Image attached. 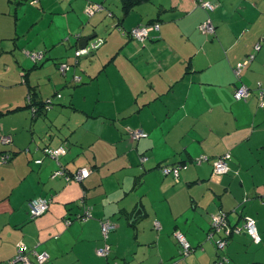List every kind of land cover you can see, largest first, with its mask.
<instances>
[{"label": "crops", "instance_id": "1", "mask_svg": "<svg viewBox=\"0 0 264 264\" xmlns=\"http://www.w3.org/2000/svg\"><path fill=\"white\" fill-rule=\"evenodd\" d=\"M93 2L104 8L88 17ZM207 19L213 33L199 29ZM155 21L159 30L144 42L120 31ZM76 33L106 42L63 75L57 62H73ZM38 51L46 55L36 66L29 55ZM242 84L247 100L234 95ZM29 86L40 99L66 88L46 116L34 117L13 109L27 102ZM261 92L264 0H146L127 14L121 0H0V136H12L0 140V154L12 155L0 164V264L15 258L20 242L33 260L47 252L38 264H213L218 250L208 233L220 210L232 226L255 218L261 236L256 243L235 233L222 252L228 264H264ZM131 129L149 135L133 141ZM61 145L59 159L43 152ZM228 152L231 170L211 179L210 160ZM199 155L209 160L195 165ZM176 163H187L178 180L162 170ZM81 167L92 169L82 181L58 173ZM38 196L50 206L31 219L28 201ZM88 206L93 217L76 219ZM105 219L116 225L107 258L96 254ZM176 232L193 247L185 257Z\"/></svg>", "mask_w": 264, "mask_h": 264}, {"label": "built area", "instance_id": "2", "mask_svg": "<svg viewBox=\"0 0 264 264\" xmlns=\"http://www.w3.org/2000/svg\"><path fill=\"white\" fill-rule=\"evenodd\" d=\"M34 1L37 2L39 0H34ZM201 5L207 9L213 8V5L210 2L202 1ZM103 8L104 7L101 3H97V2L90 3L86 9V13L88 16L91 17L96 12L102 10ZM159 28H160L159 23L148 24V25L144 24V25H139L137 27H134L129 34H131L137 40L145 41L151 35L152 31L158 30ZM199 29L203 32L212 33L215 30V26L212 23L211 19H207L199 25ZM101 41L102 39L98 38L90 42L89 44L87 43L85 47L80 48L77 54L81 55V54L89 53L90 50L98 47ZM259 48H260V45H257L256 49L258 50ZM30 55L33 57L34 60L42 58V54L40 53L34 52L32 54L30 53ZM253 58H254V54H250L244 62L239 63L236 72L239 74L242 68L248 65ZM66 68H67V65L63 64L62 69L65 70ZM250 92H251L250 89L247 86L243 85L236 91L235 96L237 99H240V100L247 99L250 95ZM260 96L262 100L261 105L263 106L264 105V93L261 92ZM132 134H133V137H136V138L141 137V136H146V133L143 130L133 131ZM1 141L5 144L10 143L12 142V137L10 135L3 136L1 137ZM46 151H47V155L58 159V157L61 154L65 153L67 149L61 146L57 149H54V150L47 149ZM7 158H8L7 155H3L2 162L3 163L7 162ZM228 159H229V153L214 160V172H213L214 179H217L223 173H226L230 169L228 162H227ZM208 160H209V157L206 155H201L200 157L196 158V161L199 163L202 161H208ZM36 162L40 163L42 162V160L38 159L36 160ZM182 167L184 166L177 165L173 168L164 167V172L166 174L172 173L176 178H179L180 169ZM58 173L62 175H66L68 179L71 178V176L67 175L66 172L62 169H60ZM89 173H90L89 168L84 167V168H81L77 173H75L73 177L77 180H81L85 178L86 176H88ZM49 206H50V199L47 197L38 196V197L30 199L28 202L30 218L35 219V218L42 216L43 214L47 212V210L49 209ZM92 216L93 214L91 211V207L88 206L86 207L84 214L81 217L83 219H87ZM71 221L72 220L69 218L66 219L65 220L66 225H69ZM155 225L158 229L161 227L158 221L155 222ZM115 227H116L115 224L110 219H106L102 221L101 230H102V234L105 240L108 239L110 231L114 229ZM243 229L246 230V232H248L250 235H252L256 242H260L261 237L256 227V220L253 217L247 216L245 218L244 224L241 227L232 226L228 220V213L226 211L220 210L217 214L212 216L209 235L210 236H213L215 234L219 235V237L215 240V242H216L218 249L223 250L225 246L227 245V243L229 242L230 237L233 236L234 233L242 232ZM175 236L178 242L182 245V253H184V255H188V253H190V251L192 250V247L190 243L188 242L187 238L185 237V235L182 232H176ZM111 249H112L111 244L106 242L104 246L96 249V253L100 256H108L110 254ZM28 252H29V249L27 245L23 242H20L18 244V255L9 263L11 264L13 262L20 261L22 262V264H36L31 259ZM35 254H36V259L38 262H43L48 257L47 252L35 251ZM229 261H230V258L227 255H219L213 264H225V263H228Z\"/></svg>", "mask_w": 264, "mask_h": 264}, {"label": "trees", "instance_id": "3", "mask_svg": "<svg viewBox=\"0 0 264 264\" xmlns=\"http://www.w3.org/2000/svg\"><path fill=\"white\" fill-rule=\"evenodd\" d=\"M142 1H146V0H121V2H122V5H123V10H124V12H125V14H127L130 10H131V8L136 4V3H139V2H142ZM32 2H35L34 0H32ZM38 3L39 2H41V0H39V1H37ZM93 3H96V2H93ZM87 14V13H86ZM88 16V15H87ZM108 16H113V15H109V13H108ZM88 17H90V16H88ZM155 23H158V22H149V23H146V25H148V24H155ZM160 24V23H159ZM141 25H144V24H141ZM139 26V25H138ZM137 27V26H136ZM134 28V27H133ZM133 28H130L129 30H124V29H121L120 31L124 34V35H128V36H130V37H132V38H134V39H136L135 37H133L131 34H129L130 32H131V30L133 29ZM159 30V29H158ZM158 30H156V31H158ZM215 31V30H214ZM213 33V32H212ZM75 39H76V41H75V43H74V52H73V62H69V60H61V61H59V62H57L58 63V69L60 70V72L63 74V75H66V72L68 71V69L71 67V66H74V65H78V63L80 62V59L81 58H83V57H89L91 54H93V53H95L96 51H98L100 48H101V46L102 45H104V43L106 42V39L103 37V36H101V35H99V34H97V36L96 37H94L93 39H91L89 42H88V44L90 43V42H92V41H94V40H96V39H98V38H101L102 39V41L100 42V44L98 45V47H96V48H94V49H92V50H90L89 51V53H87V54H81V55H78L77 54V52L80 50V48L81 47H79V40L83 37L80 33H76L75 34ZM149 38H151V35L148 37V39ZM148 39H146V40H148ZM137 40V39H136ZM145 40V41H146ZM138 41H140V40H138ZM141 42H144V41H141ZM35 53H40V54H42V58L41 59H36V60H34L33 59V57L31 56V55H29V57L33 60V62H35V65L37 66L38 64H40L44 59H45V52H43V51H38V52H35ZM32 54V53H31ZM249 56V55H248ZM247 56V57H248ZM247 57H246V59H247ZM254 58H255V55H254ZM253 58V59H254ZM245 59V60H246ZM252 59V60H253ZM244 60V61H245ZM251 60V61H252ZM243 61V62H244ZM63 64H66L67 65V68L64 70V69H62V65ZM247 66V65H246ZM237 67H238V65L236 66V68H235V72H236V70H237ZM244 68V67H243ZM242 68V69H243ZM236 74L239 76L240 75V73L238 74L237 72H236ZM73 80H74V83H76V84H78L79 82H82V78H81V76H79V75H75L74 76V78H73ZM244 84H242V85H240L239 87H237L236 88V90H235V92H234V95H235V93H236V91L240 88V87H242ZM246 86V85H245ZM66 88V86H64L62 89H59L58 91H56L53 95H51V96H49V97H46L45 99H40L39 97H38V92H37V89H36V87L35 86H29V89H28V95H27V102L24 104V105H20V106H17V107H15V108H13L14 110H17V109H22V108H29L30 109V111L32 112V115L34 116V117H39V116H46L47 115V112L49 111V110H51L52 108H53V106L56 104V100L58 99V98H61L62 96H63V90ZM249 88V87H248ZM250 89V88H249ZM251 91V90H250ZM250 95H251V92H250ZM249 95V96H250ZM235 98H236V96H235ZM249 98V97H248ZM247 98V99H248ZM237 99V98H236ZM247 99H242V100H247ZM237 100H240V99H237ZM11 110V111H14V110ZM2 112H0V114H1ZM139 130V129H138ZM133 131H136V129H131V130H129L128 131V135H129V138L131 139V140H133V141H138L139 139H141V138H146V137H148V132H146L145 130H143L145 133H146V136H141V137H138V138H136V137H133V134H132V132ZM3 136H8V135H1L0 136V140H1V137H3ZM11 136V135H10ZM12 137V136H11ZM3 143V142H2ZM11 143V142H10ZM5 144V143H4ZM7 144H9V143H7ZM61 146H63V145H61ZM61 146H58V147H51V146H45L44 148H43V152L47 155V149H51V150H54V149H57V148H59V147H61ZM64 147V146H63ZM67 152V151H66ZM65 152V153H66ZM65 153H63V154H65ZM229 153V159H228V165H229V161L231 160V154H230V152H228ZM63 154H61V155H63ZM227 154V153H226ZM3 155H7L8 156V158H7V162H5V163H3L2 162V156ZM60 155V156H61ZM223 155H225V154H223ZM222 155V156H223ZM47 156H49V155H47ZM60 156L58 157V159L60 158ZM201 155H199V156H197L196 158H198V157H200ZM222 156H220V157H222ZM50 157V156H49ZM220 157H217V158H220ZM53 158V157H52ZM196 158L194 159V163H195V165H199V164H201V162L199 163V162H197L196 161ZM217 158H214V159H211L210 161L212 162V165H213V170H212V175H211V179H214V176H213V172H214V160L215 159H217ZM11 159H12V155L9 153V152H1V154H0V164L1 165H5V164H8L10 161H11ZM54 159H57V158H54ZM147 159V157H145V156H143V157H141V161H144V160H146ZM59 162V161H58ZM203 162V161H202ZM60 163V162H59ZM177 165H182V166H184V168H187V163L186 164H184V163H176V164H174V165H165V166H163L162 167V170H163V172H164V167L166 168V167H168V168H173V167H175V166H177ZM229 167H230V165H229ZM81 168H84V167H81ZM81 168H79L76 172H74L73 174H72V176H71V178H74L73 177V175L75 174V173H77ZM87 168H89V167H87ZM89 170H90V173L92 172V169L91 168H89ZM231 170V168L226 172V173H228L229 171ZM237 172V171H236ZM89 173V174H90ZM165 173V172H164ZM226 173H223V174H226ZM166 174V173H165ZM170 174V173H169ZM66 176V175H65ZM89 176V175H88ZM88 176H86V177H88ZM85 177V178H86ZM85 178H83V179H81V180H78V181H82V180H84ZM174 178L176 179V180H178L179 178H176L175 176H174ZM75 179V178H74ZM77 180V179H76ZM35 198V197H34ZM32 199V198H31ZM30 200V199H29ZM29 202V201H28ZM83 214H84V212L82 213V214H78L77 216H76V219H80V220H88V219H90V218H87V219H83L81 216H83ZM30 215V214H29ZM93 217V216H92ZM245 218L246 217H244L243 218V224H244V222H245ZM69 219H71V218H69ZM255 219V218H254ZM72 220V219H71ZM106 220V219H105ZM229 220V219H228ZM138 222H139V220L137 219V221L136 222H132V224L134 225V227L136 228L137 227V224H138ZM156 222V221H155ZM242 224V225H243ZM242 225H235V226H239V227H241ZM116 226V225H115ZM155 227H156V225H155ZM257 227V226H256ZM116 228V227H115ZM114 228V229H115ZM157 228V227H156ZM158 229V228H157ZM113 230V229H112ZM243 231H245V233H247V234H249L248 232H246V230H244L243 229ZM101 232H102V230H101ZM111 232V231H110ZM210 233V232H209ZM209 233H208V238L209 239H213V240H216L217 239V235L218 234H215V235H213V236H210L209 235ZM239 233H241V232H239ZM259 233V232H258ZM110 234V233H109ZM235 234V233H234ZM250 235V234H249ZM260 235V234H259ZM102 236H103V234H102ZM251 237H252V239H253V241L254 242H256L255 240H254V238H253V236L252 235H250ZM218 237H219V235H218ZM261 237V236H260ZM231 238H232V236L230 237V239H229V241L231 240ZM103 240H104V244L102 245V246H104L105 245V243L106 242H108V243H110L109 242V236H108V239L107 240H105L104 239V237H103ZM260 242H261V240H260ZM260 242H256V243H260ZM179 243V242H178ZM229 243V242H228ZM228 243H227V245H228ZM111 244V243H110ZM179 245H180V250H179V255H180V257H185V256H187V255H184V253H182V245L179 243ZM215 245H216V242H215ZM226 245V246H227ZM102 246H100V247H102ZM226 246H225V248H226ZM111 247H112V245H111ZM99 248V247H98ZM216 248H217V250H218V255H217V257L219 256V255H225V254H222V252H224V250H225V248L223 249V250H219L218 249V247H217V245H216ZM111 251H112V249H111ZM111 251H110V253H111ZM193 251V247H192V250L190 251V253ZM29 253V252H28ZM190 253H188V255L190 254ZM97 254V253H96ZM17 255H18V246H17ZM16 255V256H17ZM98 255V254H97ZM110 255V254H109ZM108 255V256H109ZM15 256V257H16ZM98 256H100V255H98ZM108 256H100V257H104V258H107ZM228 256V255H227ZM217 257L215 258V260L217 259ZM229 257V256H228ZM230 258V257H229ZM32 259V258H31ZM33 260V259H32ZM215 260H214V262H215ZM230 260H231V258H230ZM12 261V260H11ZM36 264H38L39 262L37 261V259L36 260H33ZM16 262H19V263H21L22 264V262H20V261H16ZM16 262H13V263H11V264H14V263H16ZM213 262V263H214ZM230 262V261H229ZM228 262V263H229ZM228 263H225V264H228ZM3 264H10L9 262L7 263V262H5V263H3ZM111 264H114V263H111ZM176 264V263H175Z\"/></svg>", "mask_w": 264, "mask_h": 264}, {"label": "water", "instance_id": "4", "mask_svg": "<svg viewBox=\"0 0 264 264\" xmlns=\"http://www.w3.org/2000/svg\"><path fill=\"white\" fill-rule=\"evenodd\" d=\"M109 15H113L112 13H109ZM98 33H93L91 35H87V36H84L82 37L80 40H79V47H85L87 45V43L93 39L94 37L97 36ZM210 232V231H209Z\"/></svg>", "mask_w": 264, "mask_h": 264}, {"label": "rangeland", "instance_id": "5", "mask_svg": "<svg viewBox=\"0 0 264 264\" xmlns=\"http://www.w3.org/2000/svg\"><path fill=\"white\" fill-rule=\"evenodd\" d=\"M65 91V90H64ZM57 104H55L53 107H55ZM217 238H218V235H217ZM214 241V243H215V240H213Z\"/></svg>", "mask_w": 264, "mask_h": 264}]
</instances>
